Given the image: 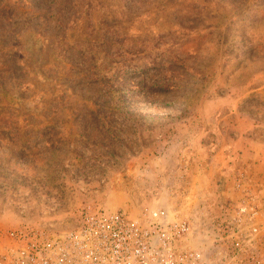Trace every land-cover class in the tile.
<instances>
[{"label":"rangeland","instance_id":"374dc122","mask_svg":"<svg viewBox=\"0 0 264 264\" xmlns=\"http://www.w3.org/2000/svg\"><path fill=\"white\" fill-rule=\"evenodd\" d=\"M221 124L264 139V0H0V238L164 204Z\"/></svg>","mask_w":264,"mask_h":264},{"label":"built area","instance_id":"2783aa9c","mask_svg":"<svg viewBox=\"0 0 264 264\" xmlns=\"http://www.w3.org/2000/svg\"><path fill=\"white\" fill-rule=\"evenodd\" d=\"M170 175L166 187L181 194ZM240 180L237 198L199 206L131 213L90 202L72 221L21 222L1 234L0 264H264V206Z\"/></svg>","mask_w":264,"mask_h":264},{"label":"crops","instance_id":"0c3cea01","mask_svg":"<svg viewBox=\"0 0 264 264\" xmlns=\"http://www.w3.org/2000/svg\"><path fill=\"white\" fill-rule=\"evenodd\" d=\"M231 127V125L225 124L213 126L208 130L207 140L205 139L202 143L199 139L200 136L195 135L192 139L195 143L193 147L198 150L195 151L192 148V154L189 157L186 156L189 159L185 157L180 159L179 168H168L164 171L166 175L171 174L174 170L179 175L183 172L187 173L178 179V183L176 182L181 188L180 199L184 206L190 205V203V206H195L199 200H202L201 198L206 197L211 203H214L217 197L237 198L241 195V189L237 185L239 179L250 183L249 185L254 188L259 198L260 205L264 206V139L246 140L240 133H236L237 137L232 138ZM162 181L169 183V177ZM162 181L159 183L161 190L159 193L164 199L160 198V201L163 200L162 202L166 205L165 198L169 194L167 189L163 190L162 185L165 186V184ZM147 183L149 192L154 189L155 186L152 185L155 180L147 181ZM189 197H192L191 201ZM164 204L157 203L152 206H163Z\"/></svg>","mask_w":264,"mask_h":264}]
</instances>
